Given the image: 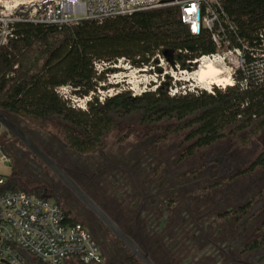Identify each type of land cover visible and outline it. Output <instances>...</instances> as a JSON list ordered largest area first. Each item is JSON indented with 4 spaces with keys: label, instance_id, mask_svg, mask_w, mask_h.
I'll return each instance as SVG.
<instances>
[{
    "label": "trees",
    "instance_id": "16d2710c",
    "mask_svg": "<svg viewBox=\"0 0 264 264\" xmlns=\"http://www.w3.org/2000/svg\"><path fill=\"white\" fill-rule=\"evenodd\" d=\"M221 1L235 25V31H230L225 24L221 50L241 49L247 67H252L258 62L254 54L264 51V0ZM16 33L17 39L0 48V112L36 124L60 120L67 125L69 148L78 153L102 148L117 122L132 116H139L146 127L169 124L167 136L185 133L183 142L190 144V154L230 138L246 143L264 137V79L260 81L261 75L254 71L239 69L234 85L214 87L212 92L171 96L169 80L140 95L125 90L101 101L95 96L86 111L71 107L57 93L71 86L75 96L84 98L105 90V75L113 71L109 67L121 59L142 68L162 57L169 66L185 71L200 58L217 54L211 33L203 28L193 34L182 25L177 9L138 12L101 23L82 21L64 28L18 25ZM97 63L108 64L107 69L99 74ZM256 167L264 168V147L246 172ZM19 190L45 195L41 188L23 189L13 177L2 188L3 192ZM66 215L81 224L68 211Z\"/></svg>",
    "mask_w": 264,
    "mask_h": 264
},
{
    "label": "flooded vegetation",
    "instance_id": "af4514ba",
    "mask_svg": "<svg viewBox=\"0 0 264 264\" xmlns=\"http://www.w3.org/2000/svg\"><path fill=\"white\" fill-rule=\"evenodd\" d=\"M171 136L164 131L132 143H104L88 154L72 149L57 157L46 153L153 264H264V177L250 178L264 168L246 172L254 161L242 168L246 160L231 161V149L205 158L214 145L190 154L189 143L164 140ZM9 142L15 153L28 152L17 140ZM44 167L40 170L64 200V209L98 244L102 264H143Z\"/></svg>",
    "mask_w": 264,
    "mask_h": 264
},
{
    "label": "built area",
    "instance_id": "2783aa9c",
    "mask_svg": "<svg viewBox=\"0 0 264 264\" xmlns=\"http://www.w3.org/2000/svg\"><path fill=\"white\" fill-rule=\"evenodd\" d=\"M163 8L177 9L182 25L193 34H200L203 28L211 33L219 52L193 64L221 54L235 58L239 66L246 64L241 49L221 50L225 24L235 31L221 0H0V48L17 39L18 25L64 28ZM227 58L223 61L232 60ZM263 79L261 75L260 81ZM6 181L0 175V264H102L101 251L91 233L83 225L72 223L61 203L32 191L3 192Z\"/></svg>",
    "mask_w": 264,
    "mask_h": 264
},
{
    "label": "rangeland",
    "instance_id": "374dc122",
    "mask_svg": "<svg viewBox=\"0 0 264 264\" xmlns=\"http://www.w3.org/2000/svg\"><path fill=\"white\" fill-rule=\"evenodd\" d=\"M227 57V55L221 54V57L214 58L212 61L226 71L227 75L230 77L232 85L235 84L234 72H237L239 69L246 71V73L254 71L258 75H264V51H259L254 54V57L258 59V62L252 67H247L246 64L239 66L235 58ZM223 58L232 60L230 62L227 60L223 61ZM155 64H158L160 67L163 78H159L158 68H156L157 66H155ZM107 65L108 64L97 63L96 69L98 73L100 74L104 69H107ZM109 68L113 71L112 73L105 75V81L102 83V85L106 87L105 90L100 89L91 93L88 97L81 98L73 94V88L71 86H65L64 89L58 91V94L64 100H67L71 107L86 111L87 103L95 96H98L101 101L106 97L115 95L119 91L125 90L131 91L134 95H140L146 91H154L157 85L163 81L170 82L169 80H171L169 86L170 95H172L171 93L178 95V93L184 94L185 92L203 90L212 92L214 87L220 89L228 87L211 85L207 88L204 85L198 84L195 80L194 74H196L201 68L200 61L194 63L185 71L181 70L179 66H169L162 57L152 60V64L148 67H135L128 63V61L121 59L113 63ZM12 119L26 129L47 153L57 157L58 153L61 151L71 149L65 140L67 125L60 120L51 119L45 123L36 124L29 120L19 119L17 117H12ZM168 127L169 124L165 123L146 127L141 125L139 116H132L122 121H118L115 130L105 137L104 143L110 147L113 144L132 143L145 136L156 138L161 136ZM0 133L2 136L0 137V175L4 176L6 179L13 177L17 184L26 190L41 188L45 195H53L50 197L53 201L60 200V202L65 205L62 197H60L52 187L49 178L44 176L41 172L40 166L43 165L40 164L33 155L30 156L28 152L17 154L4 150L2 147L3 144L9 141L14 142V139L3 128H0ZM185 136V133H181L178 135H172L171 139H168V137L164 140L168 143H178L184 141ZM263 147L264 137L252 138L246 143L242 142L241 139L232 140L230 138L217 143L212 149L205 150L204 157L207 158L209 156L210 158H214L215 154L219 152L220 149V151L231 149V155H229L231 161L237 162L242 159L244 161L246 160V164L242 166V168H246L257 159L259 154L263 151ZM20 148H23V146L21 145ZM23 149L25 150V148ZM222 155L225 156L224 154H221L220 157H223ZM261 174L264 177V170L258 169L250 178L254 179ZM76 220L79 223H82L80 220Z\"/></svg>",
    "mask_w": 264,
    "mask_h": 264
},
{
    "label": "water",
    "instance_id": "95a60500",
    "mask_svg": "<svg viewBox=\"0 0 264 264\" xmlns=\"http://www.w3.org/2000/svg\"><path fill=\"white\" fill-rule=\"evenodd\" d=\"M0 125L9 133L11 137L20 142L24 148L41 162L50 172H52L59 181L70 190L73 195L83 204L89 207L99 218L106 222L112 230L128 245L136 254L143 264H153L146 255L136 251V247L126 237H124L115 228L108 217L102 212L98 205L86 194V192L66 173L64 168L16 122L10 119L5 113L0 112Z\"/></svg>",
    "mask_w": 264,
    "mask_h": 264
},
{
    "label": "bare ground",
    "instance_id": "6f19581e",
    "mask_svg": "<svg viewBox=\"0 0 264 264\" xmlns=\"http://www.w3.org/2000/svg\"><path fill=\"white\" fill-rule=\"evenodd\" d=\"M195 80L198 84L204 85L207 88L211 85L220 87L232 86L230 77L226 71L212 60H202L201 68L194 74Z\"/></svg>",
    "mask_w": 264,
    "mask_h": 264
},
{
    "label": "crops",
    "instance_id": "0c3cea01",
    "mask_svg": "<svg viewBox=\"0 0 264 264\" xmlns=\"http://www.w3.org/2000/svg\"><path fill=\"white\" fill-rule=\"evenodd\" d=\"M0 137H2V136H1V133H0ZM9 143H10V142L4 143L2 147L4 148V150H7V151H9V152H13V153H15V151L9 149V145H8Z\"/></svg>",
    "mask_w": 264,
    "mask_h": 264
}]
</instances>
